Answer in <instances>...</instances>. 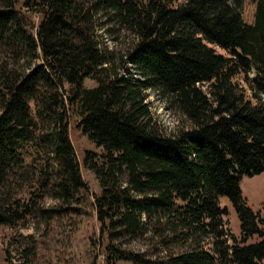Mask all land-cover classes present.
Returning <instances> with one entry per match:
<instances>
[{
	"label": "trees",
	"instance_id": "16d2710c",
	"mask_svg": "<svg viewBox=\"0 0 264 264\" xmlns=\"http://www.w3.org/2000/svg\"><path fill=\"white\" fill-rule=\"evenodd\" d=\"M121 33L134 39L118 55L103 37ZM150 91L190 126L167 132ZM0 105V228L80 213L77 115L103 151L83 161L101 188L103 264H264L241 190L264 172V0H0Z\"/></svg>",
	"mask_w": 264,
	"mask_h": 264
},
{
	"label": "rangeland",
	"instance_id": "374dc122",
	"mask_svg": "<svg viewBox=\"0 0 264 264\" xmlns=\"http://www.w3.org/2000/svg\"><path fill=\"white\" fill-rule=\"evenodd\" d=\"M182 1L179 0V2ZM30 18L34 24L30 25V29L35 33L34 27L40 22L41 16L33 14ZM101 34H105L104 31H101ZM103 39L110 49L120 55L124 54L131 46L134 38L130 34L121 33L117 37L106 35ZM215 48L218 53L227 54L222 49ZM250 76L253 77V73ZM239 79H242V76H239ZM85 84L87 88L96 86V83L91 80H87ZM242 84L247 87L244 81ZM148 101L155 118L167 132L190 126L189 122L155 91L149 92ZM1 111L0 105V114ZM33 111L35 112L34 107ZM79 121L77 115L71 116L70 137L87 186L83 194V203L79 207L80 213L63 215L54 219L49 225L28 218L17 227H1L0 264L18 263L29 248L33 252L30 264H103L104 258L100 255L102 249L97 247L100 237V224L94 211V197L101 193V188L95 174L85 168L83 163L86 152L102 154L103 151L77 128ZM30 151L26 155L28 162H31L34 156V151L32 149ZM241 190L250 208L260 216L262 221L258 222V227L264 231V172L254 177H243ZM53 205V201L47 200V208ZM221 206L228 210L226 219L231 233L237 239H241L243 235L242 222L236 209L227 198H221ZM263 240L264 237L256 233L249 238L248 244L259 243ZM132 248L141 250L143 246L134 243ZM116 264L131 263L120 261Z\"/></svg>",
	"mask_w": 264,
	"mask_h": 264
}]
</instances>
